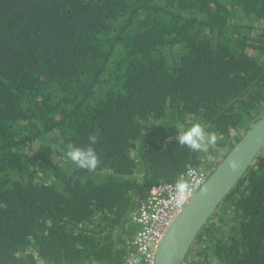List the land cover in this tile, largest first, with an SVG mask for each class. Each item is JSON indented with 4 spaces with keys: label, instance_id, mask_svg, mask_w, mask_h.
Returning <instances> with one entry per match:
<instances>
[{
    "label": "trees",
    "instance_id": "1",
    "mask_svg": "<svg viewBox=\"0 0 264 264\" xmlns=\"http://www.w3.org/2000/svg\"><path fill=\"white\" fill-rule=\"evenodd\" d=\"M263 113L264 0H0V264H125L137 200L214 168L178 131L219 162ZM201 227L182 264H264V147Z\"/></svg>",
    "mask_w": 264,
    "mask_h": 264
},
{
    "label": "water",
    "instance_id": "2",
    "mask_svg": "<svg viewBox=\"0 0 264 264\" xmlns=\"http://www.w3.org/2000/svg\"><path fill=\"white\" fill-rule=\"evenodd\" d=\"M239 145L238 150H234ZM264 147V113L255 120L241 138L233 144L215 167L207 174L202 184L209 188L207 195L195 191L184 207L166 227L155 251L153 264H182L201 226L221 199L232 189L255 157ZM240 164L235 173L229 162Z\"/></svg>",
    "mask_w": 264,
    "mask_h": 264
},
{
    "label": "clouds",
    "instance_id": "3",
    "mask_svg": "<svg viewBox=\"0 0 264 264\" xmlns=\"http://www.w3.org/2000/svg\"><path fill=\"white\" fill-rule=\"evenodd\" d=\"M209 126L196 121L190 127L178 131L176 135L177 144L180 147L187 148L192 153H204L205 158L209 161L215 159L213 149L217 144L219 136L216 131H209ZM88 142L85 146H75L69 144L67 146L66 157L78 168L93 172L100 165L101 160L95 150L94 145L99 141L96 134H91L87 138ZM236 145L234 150H238ZM51 159L54 163L59 164V159L52 154ZM240 164L237 160L229 162V168L233 173L239 170ZM194 191L207 195L209 188L206 184H202L199 174L194 169H189L186 173H181L175 180L171 197L176 207L181 208L186 205ZM219 264V261L216 262Z\"/></svg>",
    "mask_w": 264,
    "mask_h": 264
},
{
    "label": "built area",
    "instance_id": "4",
    "mask_svg": "<svg viewBox=\"0 0 264 264\" xmlns=\"http://www.w3.org/2000/svg\"><path fill=\"white\" fill-rule=\"evenodd\" d=\"M189 169H194L202 182L210 172L206 165H190L183 173ZM174 183L175 180L154 184L137 200L130 220L140 230L132 241L134 250L126 256L125 264L154 263L158 242L168 224L180 210L174 205L171 197Z\"/></svg>",
    "mask_w": 264,
    "mask_h": 264
},
{
    "label": "rangeland",
    "instance_id": "5",
    "mask_svg": "<svg viewBox=\"0 0 264 264\" xmlns=\"http://www.w3.org/2000/svg\"><path fill=\"white\" fill-rule=\"evenodd\" d=\"M217 158V159H216ZM218 156L217 157H215V159L214 160H212V161H209V160H205V162L203 163V164H207L208 166H211V165H213L214 167H215V165L214 164H217L218 163ZM193 244V243H192Z\"/></svg>",
    "mask_w": 264,
    "mask_h": 264
}]
</instances>
